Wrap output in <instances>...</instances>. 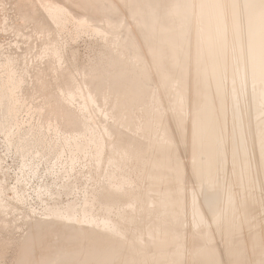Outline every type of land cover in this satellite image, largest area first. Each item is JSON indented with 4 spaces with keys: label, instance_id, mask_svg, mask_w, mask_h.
<instances>
[{
    "label": "bare ground",
    "instance_id": "1",
    "mask_svg": "<svg viewBox=\"0 0 264 264\" xmlns=\"http://www.w3.org/2000/svg\"><path fill=\"white\" fill-rule=\"evenodd\" d=\"M75 1L87 3L89 7L92 4L97 9L94 10V8V11H99V13L102 11V14L106 13L107 21L106 19L102 20L106 22L104 23L105 26L101 28L94 27V32L92 25V29L90 30L97 37L98 35H102L103 37L111 36L109 38L112 44L107 42V44L112 45L111 47H114L113 49L108 47V50H111V55L109 57L105 55L107 57L106 61L99 62L101 68H98L99 66H89L88 68L91 69H89L88 76L85 79L81 78L82 81L80 83L72 75L68 76L67 80L64 79L66 82L63 84L64 86L61 85L63 89L60 87L63 94L58 95L59 97L56 95L55 107L51 106L52 108H50L47 102L42 100V104L44 102V106L47 105L50 109H45V112L44 106L40 104L43 108L39 110L38 114L42 118V122L39 121L38 130L46 129L48 134L49 130L54 131V134L60 135L59 138L54 137L59 141H49L47 139L50 136L46 138L43 136L45 134L40 137L38 134V138H35L37 136L34 135V137L30 134L33 131L32 129L29 130V133L25 130L27 134H22L20 124H18L19 128L18 126L16 127L18 130L14 132L17 133L16 139L13 135L14 133L9 131L11 130L9 126L11 128L18 110H20L19 108L22 109L27 103L24 105L19 104V97L16 96L20 92V85L23 82L20 83L22 77L20 78L21 80L18 79L20 76L15 77V69L12 72L15 74L13 76L8 68L10 63L5 61L7 64L4 67L8 68V71L6 70L8 75L6 78L8 79L4 78L7 81L3 82V84L0 82V129L4 132L7 131L6 138L9 142L7 143V148L13 145L14 142H17V145L14 144L17 146V150H15L14 145L11 147L15 150V153L18 151L17 153L21 154L23 162V166L20 164L23 167H21L23 177L21 175L19 177L22 178L16 177L19 180H17L18 182L30 174L35 179L36 177H42L40 172H38L40 169L37 166V161L40 160L41 162L43 159L47 160L49 157H53L54 159H52L58 163L64 157V154H67V159L63 163L65 165L63 166L64 172L63 168L62 172L64 174L68 173L69 176L73 175L72 173L75 172L77 167L75 165L77 163H83L90 173L92 170L96 172L102 170V173L99 174V176L101 175L100 179L96 182L99 187L96 189L91 188V190H88L90 188L81 189L82 195L79 198L75 194L81 188L76 178L78 175L75 179L70 176V179H73L66 182L63 179L64 176L62 179L65 183L61 184V181L59 188L55 187L56 183L54 182L55 184H53V181L50 184L52 178L49 183H43L38 191L35 190L39 194L37 196L39 199V196L43 194H48L52 200L54 198L59 199L61 196L69 198L74 194L78 198H70L67 202L65 201L67 199H65L63 203L46 205L43 200L44 206L42 205V212H40L42 214L39 217L43 216L44 218L40 219L38 217L41 220L39 223L33 220L37 218L35 214L38 212L33 209L26 210L29 214H26L28 217L32 218L33 216L32 221L34 225L31 224L30 226L31 234L28 232V241L33 242V246H24L25 243H22V248L32 246L31 248L36 249L35 246L37 245L40 248V245L48 241L47 237L56 238L55 240L61 237L63 242L58 244L56 241L57 246L53 243V246L56 248L54 249L53 247L52 252L57 249L58 253L67 254V257L73 255L70 259L71 261L72 258H75L80 259V261L83 260L85 264H142L143 254L148 255L147 251H149L148 247L150 245L151 248L153 245L158 248L170 246L171 244L173 246L174 244L175 248L173 250H167L165 247V251H156L153 247L154 252L152 253L159 252L162 260L168 259L166 261H170V257L171 259L174 258L175 262L172 261L173 259L171 260L174 264L176 261L178 264H224V262L228 264L229 261L230 264L231 261L233 264H236L240 259H242L243 264L249 261L252 264H264V230L262 229L264 228V218L263 216L256 218L258 212L261 215L262 213L264 214V0H129L130 2L127 0L130 3V9H128L130 10V12L128 11L130 15L127 16L129 18L133 17L134 20L136 19V21L133 20L136 23L135 33L127 26L133 34L128 29H124L123 25L125 21H120L115 14L116 12H120L117 7H120L121 4L119 6L117 4L123 3L124 0L122 2L121 0L117 1L116 5L110 0ZM53 3L55 2L53 1ZM53 3H45L48 6L47 8L44 6V12L47 10L50 16L48 17L52 18L51 20H54L56 23L54 24L55 27L59 25L60 29V26L65 28L64 24L65 26L70 24L73 14H70V10H66V7L58 5L61 3L60 1L57 4ZM114 6L117 7L115 8ZM121 9L122 7L119 10ZM94 11L92 12L96 14ZM26 13L23 12V14ZM90 14L94 16L92 13ZM67 15L71 16L70 22L66 20L69 18L66 17ZM105 15L102 16L104 17ZM77 21H74L76 24L74 22V25L72 24V26L76 25L74 29L85 30L88 28L89 30L91 19L90 21L86 20L84 15V19L80 18ZM46 27L49 28L48 26ZM21 28L18 30H21ZM121 29L122 31L124 30L123 33L127 30L123 40L120 39ZM63 30H65L63 32L66 34L68 33L66 29ZM90 30L87 33H90ZM63 32L62 35L59 32L60 37L66 35ZM46 35L49 34L46 33ZM77 35L80 36L79 33ZM60 37L59 39H62ZM77 37L75 35V38ZM55 38L58 39V36ZM63 38L65 39L66 37L63 36ZM64 39L61 41L63 42ZM66 40L64 43H67ZM71 40L69 41L72 42L73 40ZM51 42L52 40L50 44ZM60 42H55V46L53 45V48L49 50L56 59H59L64 54L60 55L59 47L56 45ZM63 46H68V44H64ZM2 50L5 49L3 48ZM19 52L21 53V51ZM126 53L127 57H124ZM38 56L39 58L40 56L42 57V52ZM10 59L7 58L9 62ZM11 60V63L15 61ZM61 68L59 69L60 71H62ZM53 70L51 71L53 72ZM19 73L22 74L21 72ZM34 87L36 86L34 85ZM59 93L61 94V92ZM32 94H34L33 91ZM52 95L54 96V94ZM32 97H29V99H34ZM52 97L49 98L52 99ZM15 99L16 104L11 102ZM74 100H78V102L75 101L76 104L79 103L77 107L75 105L74 107L72 106L75 104ZM29 108L31 109V106ZM98 116L102 117L103 123L96 122V119L100 118ZM108 119L112 121V125H110L111 122L107 121ZM29 121L31 123V120ZM16 122L17 119L15 120ZM171 123L174 125V130L171 127ZM33 124L36 125L35 122ZM125 125L130 127L134 135L135 133H142L141 136H145L144 138H147L149 142L146 144V141L144 142L143 140V143L134 137V139L126 137L120 139L121 132H119V140L114 142L115 131L120 130ZM2 132L0 133L3 134L4 132ZM58 133H62V135ZM111 138L114 143L108 145L107 140ZM179 144L184 145L188 153V157L186 156V160L188 159L187 163H184L185 158L182 162L180 156H178ZM56 163L46 168L51 177L54 174L53 169L55 165L59 164ZM38 165L40 166V164ZM145 165L148 166L147 169ZM83 167L82 170L84 172L85 168L83 169ZM59 171L61 170L58 169L57 172L59 173ZM80 176H82V173ZM84 177L86 178V176ZM67 178L69 179L68 176ZM2 180L3 182L0 180L1 217L9 209L11 210V205H13L10 204L11 202L9 203L11 199L6 198L8 187L6 186L7 189L5 188L4 179ZM87 180H89L88 177ZM23 181L28 182L29 179L28 181L26 179ZM26 182L24 184L22 182L23 186ZM81 184L80 186L85 185V183ZM142 184L147 185H143V188L146 187V190L143 192L141 191L143 188L140 187ZM84 185L83 187H86ZM94 186L97 185L95 184ZM161 186L163 188H160ZM139 187L142 193H138L139 189L137 188ZM136 189L137 193L135 194L133 192ZM11 191L13 192L14 202L21 206L27 204L28 197L26 196V198L24 195L27 192L20 194V191L16 188L11 189ZM248 195L250 196L246 197ZM259 217L263 219L258 220L259 222H254V219H259ZM124 223L133 226L134 229L131 228L132 232L130 234H128L130 230L127 231V229L125 230V228L121 227ZM143 223H146V225L144 224L146 226V229L144 228L146 230L145 234L147 235H145L147 237H145V241L142 240L144 236L141 237L143 234H140L142 227L139 229ZM187 224L190 225V234L189 232L187 233L190 240L187 238V234H185ZM254 226H260L258 230L260 231L261 228L263 234H261L262 231L260 233L256 230L259 233L251 234L252 237L249 236L250 239L248 237L245 238L249 240L248 242L243 240V238L240 239V237L235 239V235H238L237 233H240L241 230L243 231V228L252 227V229L254 228L253 232H255ZM3 227L0 229H4ZM196 230L202 233L195 234ZM213 231L221 239L223 237L225 242L227 241V246L224 247L223 251H220L217 246L210 244L214 243L213 237H216ZM192 233H194L195 237L202 234L201 238L203 236L205 240H211L212 238L213 240L210 243L196 240L191 241L194 237ZM27 235L26 233V239ZM191 236L193 237L191 238ZM6 241L9 240L6 239ZM28 241L24 240V242ZM206 244L212 246H205ZM45 245L48 247L50 244L46 243ZM27 249L23 250L26 253L23 255L22 252L23 257L21 258L25 259V254L26 256L29 254L27 253ZM34 249L30 250L33 251ZM49 250L51 251V249ZM31 251L30 253H32ZM149 253L151 252L149 251ZM52 254L55 253H51V256ZM49 255H47V258L50 257ZM65 256H61V259L60 257L59 259L62 260ZM156 256L160 258L158 257V253ZM29 257L27 256L28 260L31 258ZM52 258H48L47 260L42 257L43 260H46V264H51L49 259L53 263L54 259ZM31 259H33L32 262L36 260L34 262H38V264L40 261L43 262V260L39 261V257L37 259L32 257ZM190 259H193L196 263L192 260V263H190ZM56 260L54 261L56 262ZM149 260L151 261L153 258ZM68 261L69 259L64 263L68 264ZM150 261H148L149 264ZM26 262L28 261H22L23 264H26ZM70 262L69 264H71ZM78 263L79 261L76 264ZM160 264H163V262ZM238 264L240 263L238 262Z\"/></svg>",
    "mask_w": 264,
    "mask_h": 264
},
{
    "label": "rangeland",
    "instance_id": "2",
    "mask_svg": "<svg viewBox=\"0 0 264 264\" xmlns=\"http://www.w3.org/2000/svg\"><path fill=\"white\" fill-rule=\"evenodd\" d=\"M7 1V2H6ZM10 1V2H9ZM19 1V2H18ZM53 1L57 4V2L59 3V1L62 3H60V4H58V5H61V6H63L64 8L66 7V10H70L69 11V13L70 14H73V17H71V18H73L74 19V21L76 22L77 20H80V18L81 19H84V15H85V19L86 20H88V21H90V19H91V21H90V26H89V30L90 29H92V25H93V31H94V27H96V28H101V27H104L105 26V24L104 23H106V22H104V21H102V20H105L106 19V16L107 15H105V14H102L101 12L99 13V11H94V10H97L92 4H90V7H89V4H84V3H82L81 1H78V2H76L75 0H47V2H50V3H53ZM110 1H112V2H114V4L116 5L118 2H119V0H110ZM118 1V2H117ZM123 0H121V2H122ZM129 1V0H128ZM127 0H124L123 1V3H118L117 4V6H119V4H121L120 5V7H117L118 8V11H120L119 13L118 12H116V10H115V14H116V17L118 18V19H120V21L122 20L123 22L125 21V24L124 25H126L127 23H128V25H126V26H124L123 25V27H124V29L126 28V29H128V31L129 32H131V34H133V32L132 31H134V33L136 32V23L134 22V21H136V19L134 20L133 19V17H131V18H129V16H127V15H130L129 13H128V11L130 12V10H128V9H130V1L128 2ZM4 2V3H3ZM22 2V3H21ZM27 2V3H26ZM36 3L35 5H34V3ZM40 2V3H39ZM42 2H45L46 4H47V2H46V0L44 1V0H37V1H33V0H0V44L2 45H0V52L2 51V53H0V78H1V80H0V82H1V84H3V82H6L5 81V79H8V78H6V76H8L7 75V71H8V68H9V70L11 71V73L13 72V70L14 71H16V76H15V74H13V76H15V77H18V76H20V77H18V79L19 80H21L20 78L22 77V80L20 81V83H21V87H20V94L18 93L16 96H18L19 97V104H21V105H24V104H26V105H24V107H22V109L21 108H19L20 110H18V113H17V116L15 117L16 119H17V124L15 123V120L16 119H14V122H12V124H11V128H10V126H9V129H11V130H9V131H11V132H16V130H18L16 127L18 126V128L20 127L18 124H20L21 125V130H22V134L24 133V134H27V133H29L30 131V129H32L33 131H31L30 132V134H32V136H37L38 134H39V137L40 136H42L43 134H45V135H43L44 137H46V138H48L49 136V138L47 139V140H49V141H59L58 139H56L57 137L59 138L60 137V135H58L57 136V134H54L55 132L54 131H51V130H49V134H48V131L46 130V129H41V131L40 130H38L39 129V127H38V125H39V121H41L42 122V118L39 116V110L41 109V108H43L41 105H45L44 104V102H47V105L48 106H50V108H52V107H55V102H56V99H57V97H59L60 95H62L63 93H62V91H61V88L63 89V87L61 86V85H63V84H65V82L66 81H64V79L65 80H67V77L68 76H70V75H72L73 77H74V79H76V81L77 82H81L82 81V79H85V77H87L88 76V74H89V69H91V68H88L89 66L90 67H98V68H101L100 67V64H99V62L100 63H102V62H104V61H106V59H107V57H109V55H111V50H108L109 48L110 49H113L114 47H111L112 45H110V44H107V42H109V43H111V36H108V37H106V36H104V37H106V38H104L102 35V37L100 36V35H98V37L96 36V35H93V34H95L94 32H92V30H90V33H87L89 30H88V28L87 29H85V30H82V29H74V27H76V25L75 26H72V24H73V19H72V21L70 22V17L67 15L66 17H69L68 19H66V20H69V22H70V24L68 25V26H65V24H64V27L65 28H63V26H60L61 27V29L59 28V25L57 26L56 25V27L58 28V30H57V28L55 27V25L54 24H56L55 23V21L54 20H51L52 18H49L50 16L48 15V13H47V10H46V12H44L45 11V7L47 8V6H46V4L45 3H43V4H45V5H43L42 4ZM65 2V3H64ZM68 2H69V4H68ZM117 2V3H116ZM6 3V4H5ZM7 3H9L8 5H7ZM14 3H15V5L17 4V6H15L14 5ZM55 3H53V4H55ZM64 3V4H63ZM72 3V4H71ZM79 3V4H78ZM82 3V4H81ZM22 4H23V6H22ZM25 4V5H24ZM32 4V5H31ZM40 4V5H39ZM49 4V3H48ZM122 4H123V6H122ZM129 4V5H128ZM11 7H10V6ZM28 5H29V7H28ZM38 5V6H37ZM41 5H43L42 7H40ZM75 5V6H74ZM81 5V6H80ZM91 5H92V7H91ZM20 6V7H19ZM31 6V7H30ZM45 6V7H44ZM125 6V8H123ZM27 7V8H26ZM34 7V8H33ZM43 7H44V9H43ZM87 9H86V8ZM115 7V6H114ZM113 7V8H114ZM115 7V8H116ZM122 7V9L124 10H119L120 8ZM71 8V9H70ZM76 8V9H75ZM95 8V9H94ZM114 8V9H115ZM10 9V10H9ZM11 9H12V11H11ZM14 9V10H13ZM19 9V10H18ZM24 9V10H23ZM37 9V10H36ZM73 9V10H72ZM94 11V12H96V14L95 13H93L92 11ZM94 9V10H93ZM75 10V11H74ZM80 10V11H79ZM83 10V11H82ZM85 10H87V11H85ZM4 11V12H3ZM8 11H10V12H8ZM20 11V12H19ZM31 11V12H30ZM33 11V12H32ZM82 11V12H81ZM86 13H85V12ZM12 12V13H11ZM15 12V13H14ZM23 12H27L26 14H23ZM78 12V13H77ZM99 14H98V13ZM7 13V14H6ZM11 13V14H10ZM18 13V14H17ZM20 13V14H19ZM34 13V14H33ZM38 13V14H37ZM68 12H67V14H69ZM90 13H92L94 16H92ZM123 13H124V15H123ZM30 14V15H29ZM87 14V15H86ZM89 14V15H88ZM100 14H102V15H105L104 17L102 16V15H100ZM120 14H122V16H120ZM2 15H3V17H2ZM33 15V16H32ZM34 15H36V16H34ZM83 15V16H82ZM19 16H20V18H19ZM28 16V17H27ZM49 16V17H48ZM82 16V17H81ZM92 18H91V17ZM43 17H44V20H46V21H44L43 20ZM76 17H78V19H76L75 20V18ZM90 19H89V18ZM95 17V18H94ZM120 17V18H119ZM124 17V18H123ZM126 17V18H125ZM3 18V19H2ZM13 18V19H12ZM39 18V19H38ZM103 18V19H102ZM123 18V19H122ZM128 18V19H127ZM11 19H12V21H11ZM22 21H21V20ZM36 20V22H35V20ZM96 19V20H95ZM101 19V20H100ZM127 19V20H126ZM40 20H41V22H40ZM43 20V21H42ZM51 20V21H50ZM65 20V21H66ZM134 20V21H133ZM11 21V22H10ZM96 21V22H95ZM106 21H107V19H106ZM130 23H129V22ZM4 22V23H3ZM45 22H46V24H48V25H46L45 24ZM67 22V21H66ZM74 22V24H76ZM78 22V21H77ZM94 22V23H93ZM122 22V23H123ZM6 23V24H5ZM10 23V24H9ZM17 23V24H16ZM34 23V24H33ZM100 23V24H99ZM135 25H134V24ZM45 24V25H44ZM68 24V23H67ZM66 24V25H67ZM73 24V25H74ZM132 26H131V25ZM11 25V26H10ZM71 25V26H70ZM130 25V26H129ZM5 26V27H4ZM17 26V27H16ZM20 26V27H19ZM39 26V27H38ZM46 26H48L49 28H47ZM69 26H70V28H69ZM130 27V29L132 30V31H130V29L128 28V27ZM8 27V28H7ZM22 27V28H21ZM25 27V28H24ZM30 27V28H29ZM41 27V28H40ZM51 27V28H50ZM123 27H122V29H123ZM135 27V28H134ZM4 28V29H3ZM7 28V29H6ZM21 28V30H18V29H20ZM27 28V29H26ZM28 28H29V30H28ZM37 28V29H36ZM44 28H46V29H44ZM56 28V29H55ZM95 28V29H96ZM133 28V29H132ZM3 29V30H2ZM9 29V30H8ZM23 29V30H22ZM26 29V30H25ZM43 31V33H42V31ZM51 29V30H50ZM59 29H60V31H59ZM63 29H66V32H68L67 34L65 33V32H63V31H65V30H63ZM73 29V30H72ZM122 29H121V31H122ZM135 29V30H134ZM6 30V31H5ZM8 30V31H7ZM40 30V31H39ZM62 30V31H61ZM81 30V32H79V31ZM11 31H12V33H11ZM14 31V32H13ZM19 31V32H18ZM38 31V32H37ZM48 31V32H47ZM50 31H51V33H50ZM56 31V32H55ZM75 31V32H74ZM82 31H84V33H82ZM86 31V32H85ZM124 31V30H123ZM123 31L122 32H120V39H122L123 40V38H125L124 36V34L127 32V30H125V33H123ZM2 32H3V34H2ZM17 34H16V33ZM61 33V35H62V32H63V34H66L67 36H69V37H67L66 35H63L64 37H66L65 39L63 38V36L62 37H60V33ZM72 32V34H70ZM5 33V34H4ZM27 33H28V35H27ZM33 33V34H32ZM43 35L42 37H41V35ZM45 33V34H44ZM46 33H48L49 35H46ZM79 33V35L80 36H78L77 34ZM85 33H87V34H85ZM93 33V34H92ZM123 33V35H121ZM13 34V35H12ZM24 34H26V35H24ZM30 34V35H29ZM38 36H36V35ZM68 34H70V35H68ZM76 35V37L77 38H75V35ZM12 35V36H11ZM51 35V36H50ZM56 35V36H55ZM71 35H73L74 36V38H73V36H72V38H70L71 37ZM53 36V37H52ZM58 36V39H59V37L60 38H62V39H59L60 41L61 40H63L64 39V41L66 40V42L67 43H64V41L62 42H60L58 39H56L55 37H57ZM84 36V37H83ZM95 36V37H94ZM101 38H100V37ZM123 36V37H122ZM18 37V39H16ZM47 37V38H46ZM82 37V38H81ZM110 37V38H109ZM20 38H22L21 40H20ZM25 38V39H24ZM30 38V39H29ZM41 38V39H40ZM45 38V39H44ZM55 38V39H54ZM69 38V39H68ZM103 38H104V40H103ZM109 40H108V39ZM28 41H27V40ZM38 39V40H37ZM73 41H72V40ZM100 39V40H99ZM105 39H106V42H105ZM20 40V41H19ZM31 40V41H30ZM41 40V41H40ZM52 40V42H51V44H50V41ZM56 40V41H55ZM69 40H71L72 42H70ZM76 40V41H75ZM104 42H103V41ZM34 41H35V43H34ZM39 41V42H38ZM70 43H69V42ZM75 41V42H74ZM3 42V43H2ZM18 42V43H17ZM28 42V43H27ZM33 42V43H32ZM49 45H47L46 43ZM49 42V43H48ZM55 42L56 43H58V42H60L59 44H56L57 45V47H59V50H60V55L61 54H63V55H61V57L59 58V59H56L55 57H54V55L52 54V52L51 51H49V50H51V48H53L52 46L54 45L55 46ZM16 43V44H15ZM23 43V44H22ZM34 45H32V44ZM40 43V44H39ZM42 43V44H41ZM61 43H64L65 45H67L68 44V46H63L62 47V45H64V44H61ZM74 43V44H73ZM27 44V45H26ZM44 44V45H43ZM103 44V45H102ZM105 44H107V45H105ZM112 44V43H111ZM12 45H13V47H12ZM25 45V46H24ZM42 45V46H41ZM50 45H51V47H50ZM61 45V46H60ZM110 45V46H109ZM40 46V47H39ZM44 46V47H43ZM46 46V47H45ZM107 46V47H106ZM8 47H10V48H8ZM39 49H38V48ZM49 47V48H48ZM100 47V48H99ZM109 47V48H108ZM5 49V50H2V49ZM16 48V49H15ZM8 49V51H6ZM10 49V50H9ZM43 49V50H42ZM46 49H48V50H46ZM62 49H64L63 50V52H62ZM41 50V51H40ZM95 50V51H94ZM102 50V51H101ZM105 50V51H104ZM107 50V51H106ZM3 51H4V53H3ZM12 51H14V52H12ZM19 51H21V53L19 52ZM25 51H27V52H25ZM93 51V52H92ZM19 52V53H18ZM25 52V53H24ZM40 52V53H39ZM41 52H42V57L40 56V58H39V56L38 55H41ZM43 52H44V54H43ZM48 52H49V54H48ZM102 52V53H101ZM109 52V53H108ZM11 53H13V54H11ZM46 53V54H45ZM98 53V55L99 54H101V55H96ZM37 54V55H36ZM2 55V56H1ZM7 55V56H6ZM12 55V56H11ZM26 55H27V57H26ZM35 55V56H34ZM44 55V56H43ZM53 55V56H52ZM107 57H106V56ZM127 55V53L126 54H124V57H127L126 56ZM93 56H95V57H93ZM101 56H102V58H101ZM10 57H11V59H13V60H15V61H13V63H11L12 62V60L10 59ZM43 57H44V59H43ZM47 57H49V58H47ZM66 57V58H65ZM72 57V58H71ZM106 57V58H105ZM7 58L8 59H10V62H9V60H7ZM18 58H21V59H19L18 60ZM27 58V59H26ZM38 58V59H37ZM47 58V59H46ZM52 58H54V59H52ZM68 58H70V59H68ZM23 59V60H22ZM24 59H26V60H24ZM40 59V60H39ZM43 59V60H42ZM61 59V60H60ZM64 59V60H63ZM103 61H102V60ZM105 59V60H104ZM125 59H127V58H125ZM18 60V61H17ZM21 60V61H20ZM39 60V61H38ZM101 60V61H100ZM5 61H8L7 63H10L9 65V67L7 68V67H4V66H6V62ZM41 61H42V63H41ZM44 61H46V62H44ZM56 63H55V62ZM60 61V62H59ZM72 61V62H71ZM81 61V62H80ZM94 61H96V62H94ZM5 62V63H4ZM37 62V63H36ZM47 62H49V63H47ZM59 62V63H58ZM88 62V63H87ZM92 62V63H91ZM16 63V64H15ZM24 63V65H22ZM32 63V64H31ZM46 63V64H45ZM5 64V65H4ZM17 66H15V65ZM20 64V65H19ZM25 64H26V66H25ZM38 64V65H37ZM39 64H41V65H39ZM54 64V65H53ZM57 64V65H56ZM70 66H69V65ZM93 66H92V65ZM96 64V65H95ZM13 65V66H12ZM33 65V66H32ZM43 65H44V68H43ZM58 65H60L59 66V68H58ZM62 65H63V67H62ZM82 65H84L83 67H82ZM86 65V66H85ZM20 66V67H19ZM37 66V67H36ZM39 66V67H38ZM42 66V67H41ZM50 66V67H49ZM75 66V67H74ZM2 67V68H1ZM4 67V68H3ZM12 67V68H11ZM14 67H16V68H14ZM47 67V68H46ZM49 67V68H48ZM62 67V68H61ZM7 68V69H6ZM11 68V69H10ZM23 69V70H21V69ZM25 68V69H24ZM27 68H28V70H27ZM46 68V69H45ZM55 69V70H53V69ZM61 68V70L62 71H60L59 69ZM83 68V69H82ZM5 69V70H4ZM50 69V70H49ZM66 69V70H65ZM68 69V70H67ZM7 70V71H6ZM36 70V71H35ZM51 70H53V72L51 71ZM72 70V71H71ZM75 70H77L76 72H75ZM85 70H87V71H85ZM23 71V72H22ZM42 71V72H41ZM48 71V72H47ZM55 71V72H54ZM63 71H65V72H63ZM80 73H79V72ZM84 71V72H83ZM4 72V73H3ZM19 72H21L22 74H20ZM39 72V73H38ZM51 72V73H50ZM63 72V73H62ZM67 72V73H66ZM71 72V73H70ZM73 72H75V73H73ZM79 73V75H78V73ZM88 72V73H87ZM25 73V74H24ZM46 73H48V74H46ZM60 73V74H59ZM73 73V74H72ZM77 73V74H76ZM86 73V74H85ZM17 74H19V75H17ZM31 74V75H30ZM33 74H34V76H33ZM76 74V75H75ZM3 76V78H2V76ZM27 77H26V76ZM39 75V76H38ZM43 75H44V77H43ZM75 75V76H74ZM79 77H78V76ZM83 75V76H82ZM33 76V77H32ZM48 76V77H47ZM56 77V78H55ZM64 77V78H63ZM79 79H78V78ZM5 78V79H4ZM28 78V79H27ZM37 78H39V79H37ZM53 78V79H52ZM82 78V79H81ZM24 79V80H23ZM35 80H37V81H35ZM25 82V83H24ZM33 82V83H32ZM39 82V83H38ZM36 83V84H35ZM55 83V84H54ZM60 83V84H59ZM24 84V85H23ZM39 84V85H38ZM45 86H44V85ZM48 84V85H47ZM34 85L36 86V87H34ZM41 85V86H40ZM57 85V86H56ZM59 86V87H58ZM64 86V85H63ZM33 87V88H32ZM42 87V88H41ZM47 87H48V89H47ZM61 87V88H60ZM9 88V87H8ZM36 88V89H35ZM56 88V89H55ZM58 88V89H57ZM10 89V88H9ZM22 89V90H21ZM26 91H25V90ZM53 90V91H52ZM56 90H58V91H56ZM32 91H33V93L34 94H32ZM49 91V92H48ZM50 91H52V92H50ZM22 92V93H21ZM30 92V93H29ZM47 92V93H46ZM56 92V93H55ZM59 92H61V94L59 93ZM40 93V94H39ZM49 93V94H48ZM59 93V94H58ZM22 94V96H20ZM30 94V95H29ZM46 94H48V95H46ZM52 94H54V96L52 95ZM36 97H35V96ZM53 97H52V96ZM56 95H57V97H56ZM59 95V96H58ZM31 96H33L34 97V99H29V97H31ZM32 97V98H33ZM49 97H52V99L51 98H49ZM54 97H56L55 99H54ZM21 99V100H20ZM27 99V100H26ZM42 100L44 101L43 102V104H42ZM47 100V101H46ZM14 101V102H13ZM13 101H11L12 103H15V101H16V99L15 100H13ZM21 101V102H20ZM27 101V102H26ZM29 101V102H28ZM32 101V102H31ZM39 101V102H38ZM78 102V100H74L73 102L75 103V104H71L73 107H74V105L77 107V105H79V103H77L76 104V102ZM34 102H35V104H34ZM41 102V103H40ZM51 102V103H50ZM23 103V104H22ZM16 104V103H15ZM18 104V105H19ZM31 104V105H30ZM41 104V105H40ZM31 106V109L29 108L30 106ZM39 105H40V107H39ZM46 105V106H47ZM28 106V107H27ZM34 106H35V108H34ZM46 106H44V111L46 112V110L47 109H50L48 106L46 107ZM52 106V107H51ZM18 107H20V106H18ZM25 107H27L26 109H25ZM37 107V108H36ZM46 107V108H45ZM24 109V110H23ZM28 109H30V110H28ZM32 109H34V110H32ZM38 109V110H37ZM46 109V110H45ZM75 109V108H74ZM35 110H37V111H35ZM30 113V114H29ZM21 114V115H20ZM23 114V115H22ZM38 114V115H37ZM19 115H20V117H19ZM29 115V116H28ZM37 116V117H36ZM39 117H40V120H39ZM98 117H100V116H98ZM97 117V118H98ZM19 118V119H18ZM33 119V120H32ZM99 119V120H98ZM98 119H96V122L97 123H99V122H102V117H100V118H98ZM19 120V121H18ZM29 120H31V123H30V121ZM36 120H37V122H36ZM110 119H108L107 121L108 122H111V124L110 125H112V121H109ZM36 123V125L35 124H33V123ZM40 122V123H41ZM15 123V124H14ZM24 125H23V124ZM30 123V124H29ZM38 123V124H37ZM103 123V122H102ZM28 126H27V125ZM172 124V123H171ZM173 125V124H172ZM171 125V127H172V129L174 130V125L172 126ZM31 126H33L32 128H31ZM35 126V127H34ZM27 128V129H26ZM34 128V129H33ZM119 128V127H118ZM117 128V129H118ZM13 129V130H12ZM2 129H0V132H2L1 131ZM28 131L27 133H26V131ZM121 130V131H120ZM118 129L117 131H115L116 132V134L114 133V135H115V137L113 138V140H114V142L115 141H117V140H119V138L120 139H124V137H126V138H129V139H137L138 141H142L143 142V140H144V142L146 141V144H147V142H149V140L147 141V138H144L145 136H141V134L142 133H139V134H137V133H135V135H134V132L130 129V127H127V125H125L124 127H121V129ZM127 131L128 132V134H127V132L125 133V131ZM25 131V132H24ZM43 131V132H42ZM4 132V131H3ZM2 132V133H3ZM6 132L7 131H5L3 134H1L0 133V165H1V167H0V180L3 182V180L2 179H4V185H5V188L7 189V187H8V193H6V198L8 199H11V200H9V203L10 204H13V205H11V210L9 209L8 211H10V212H8L7 211V215L5 214V215H2V217H1V215H0V226L1 227H3L4 229H0V264H17V263H19V264H23L22 263V261L23 260H27L28 262H26V264H33V262L34 261H36V260H34L33 262H32V260L33 259H31L32 257H35L36 259L39 257V261L40 260H43L42 259V257L44 258V259H47L48 260V258H52V257H54V258H52V259H54V260H56V262L53 260V263H55V264H67V263H64L66 260H68L69 259V261H68V264H69V262L71 261L70 259H71V257L73 256V255H71V256H69V257H67V254H63V253H58V250L56 249V250H53V252H52V248L54 247V249L56 248L55 246H53V243L57 246L59 243L61 244V242H63L62 240H61V237H59L57 240H55L56 238H51L50 236L49 237H47L48 238V241L47 242H45V243H43L42 245H40V248L39 247H37V246H39V245H37V246H35L36 247V249H34V248H31L32 246H33V242H30V241H28V238H29V233L31 232V224L32 225H34L33 224V221H32V219H33V216H32V218L31 217H28V211L30 210V209H33V210H35L36 212H38V213H40V212H42V208H43V206H44V201H45V205L46 204H52V203H63V201L65 200V199H67V200H65L66 202L68 201V200H70V198L72 199V198H78V196H79V198L81 197V195H82V192H81V189L83 190V189H87V188H90V189H88V190H91V188H98L99 187V185L96 183L97 182V180H99L100 179V176H99V174H101L102 173V170H100V171H98V172H96L95 170H92L91 171V173L89 172V169H87V167H85L84 165H83V163H77L76 165H75V167H76V169H75V172L74 173H72L73 175H70L71 177H74V179H75V177L78 179L77 181H79V187H81L80 188V190H77L76 191V195H78L77 197L75 196V194L73 195V196H70L69 198H66L65 196H61V197H59V199H61V200H59L58 198H54L53 200L52 199H50V197H49V195L47 196L46 194L44 195H41V196H39L40 197V199L37 197L39 194L36 192V191H38L39 190V188H40V186L41 185H43V183H49L50 182V180H51V178H52V180H51V183L50 184H52V181H53V184H55L56 183V185H55V187L56 188H59L60 187V185L61 184H63V183H65L67 180H71V179H73V178H71L70 179V176H69V174L68 173H63L64 172V168H63V166H65L63 163H64V161H66V159H67V154H64V157L61 159V161L60 162H58V163H56L55 162V160H53L54 158L53 157H49V159H43V160H41V162H40V160L39 161H37V163L38 164H40V166L37 164V166H38V168L40 169V170H38V172H40V175H42V177L40 176L39 178L38 177H36V179L34 178V177H32V175L30 174L29 176H27V177H25V179L28 181V179H29V181L28 182H26V181H23V180H25L24 178H23V180H21L20 182H18L19 180L16 178V177H19L20 175L23 177V175L21 174V172H22V169H21V167L23 166V162H22V158H21V154L20 153H15L14 151L15 150H17V142L15 143H13V145L14 144H16V145H14L15 147L14 148H16L15 150H13V148L11 147V146H13V145H11L9 148H7L8 147V144L7 143H9L8 142V140H7V138H6ZM33 132V133H32ZM119 132H121L122 134H120ZM133 132V134L131 135V133ZM12 133V134H13ZM35 133V134H34ZM42 133V134H41ZM47 133V134H46ZM16 134V135H15ZM41 134V135H40ZM58 134H61L62 135V133H58ZM119 134L121 135L120 137H119ZM124 134H126V136H124ZM137 134V135H136ZM14 135V137H15V139H16V136H17V133H14L13 134ZM55 135V136H54ZM134 135V136H133ZM34 136V137H35ZM118 136V137H117ZM123 136V137H122ZM128 136V137H127ZM54 137H56V138H54ZM134 137V138H133ZM142 137V138H141ZM4 138H6V139H4ZM35 138H38V136L37 137H35ZM53 138V139H52ZM116 138V139H115ZM118 138V139H117ZM144 138V139H143ZM6 140V141H5ZM111 140V141H110ZM113 140H112V138L111 139H109V140H107V142H108V145L109 144H111V143H114L113 142ZM110 142V143H109ZM143 142V143H144ZM7 144V145H6ZM10 145V144H9ZM181 145L182 144H179V148H178V156H180V159H181V161L183 162L184 160V158H185V161H184V163H187L188 162V159L186 160V156L188 157V153L186 152V150H185V146L184 145H182V147H183V149H182V147H181ZM7 148V149H6ZM9 150V151H8ZM181 151V152H180ZM187 155H186V154ZM182 157V158H181ZM19 158V159H18ZM53 158V159H52ZM65 159V160H64ZM20 160V161H19ZM49 160V161H48ZM40 162V163H39ZM47 162V163H46ZM50 162V163H49ZM53 162V163H52ZM42 163H44V164H42ZM54 163H56V164H58V165H55V168L53 169L54 171V174L52 175V177L50 176V174L48 173L49 171H48V169H46L47 167H51ZM22 166H21V165ZM60 166V168H58ZM83 167V169H84V172H83V170H82V167ZM3 167V168H2ZM57 167V168H56ZM147 165H145V168L147 169ZM23 168V167H22ZM62 168H63V172H62ZM79 168H80V170H79ZM45 169V170H44ZM58 169L59 170H61V171H59V173L57 172L58 171ZM47 171V172H46ZM85 171H86V173H85ZM93 171H94V173H93ZM61 172V173H60ZM96 172V173H95ZM6 173V174H5ZM45 173V174H44ZM82 173V176H80V174ZM84 173V174H83ZM6 176H5V175ZM39 174V173H38ZM59 174V175H58ZM61 174H63V175H61ZM76 174V175H75ZM91 174V175H90ZM97 175V177H96V175ZM44 175V176H43ZM57 177H56V176ZM89 175V176H88ZM92 175H94V176H92ZM37 176H39V175H37ZM48 176V177H47ZM55 176V177H54ZM65 176V177H64ZM67 176L69 177V179L67 178ZM84 176H86V178L84 177ZM3 177V178H2ZM22 177H19V178H22ZM44 177V178H43ZM55 179H54V178ZM64 177V178H63ZM79 177H80V179H79ZM87 177H88V179L89 180H87ZM94 177V178H96V179H92V178ZM99 177V178H98ZM6 178V179H5ZM41 178V180H39ZM43 178V179H42ZM45 178H47V179H45ZM57 178V179H56ZM64 179V181H63V179ZM85 178V179H84ZM45 179V180H44ZM60 181H59V180ZM83 179V180H82ZM18 180V181H17ZM55 180H58V181H55ZM87 181V183H86V181ZM94 180V181H93ZM32 181V182H31ZM45 181V182H44ZM62 181V182H61ZM82 181H84V182H82ZM17 182V183H16ZM22 182H23V184L26 182V184L23 186V184H22ZM55 182V183H54ZM60 182H61V184H60ZM41 183V184H40ZM83 183H85V185H86V187H83V185L82 184ZM90 183V184H89ZM19 184V185H18ZM21 184V185H20ZM38 184H39V186H38ZM80 184L82 185V186H80ZM91 184H92V187H91ZM97 185V186H94V185ZM29 185V186H28ZM84 185V186H85ZM89 185V186H88ZM143 185L144 186H147L146 184H142L140 187L141 188H143ZM7 186V187H6ZM37 186H38V188H37ZM88 186V187H87ZM23 187H25V188H23ZM34 189H33V188ZM137 188V189H139L138 190V193H142L143 191H145L146 190V187H144L143 188V190L141 189V188ZM10 188V189H9ZM13 188L15 189H17V190H19L20 191V194L21 193H24V192H27V193H24V195H25V197L27 198V200H28V202H27V204L25 205V206H21V205H18L16 202H14V199H13V192L11 191V189L13 190ZM27 188H28V190H27ZM36 188V189H35ZM160 188H163V186H161ZM23 189V190H22ZM137 189L133 192V193H137ZM140 189H141V191L142 192H140ZM10 190V191H9ZM21 190H22V192H21ZM27 190V191H26ZM33 190H34V192H33ZM36 190V191H35ZM37 193V195H35ZM80 193V194H79ZM10 194V195H9ZM27 194V195H26ZM12 195V196H11ZM29 195V196H28ZM253 195V194H252ZM10 196H11V198H10ZM250 195H248V196H246V197H249ZM36 197V198H35ZM30 198V199H29ZM44 198V199H43ZM48 199V200H46V199ZM57 199H58V201H57ZM43 202V204H42V202ZM44 200V201H43ZM52 200V201H51ZM40 201V202H39ZM46 201H47V203H46ZM60 201V202H59ZM64 201V202H65ZM16 204V205H15ZM43 205V206H42ZM14 206V207H13ZM13 207V208H12ZM18 208V209H17ZM26 208V209H25ZM21 209V210H20ZM15 210V211H14ZM19 210V211H18ZM26 210H28L27 212H26ZM14 211V212H13ZM16 211H17V213H16ZM22 212V214H20V213ZM23 212H26V213H23ZM15 213V214H14ZM38 213H36L35 214V216L37 217H34V218H36V219H33V220H35V222L37 223H39V221H41L40 219L43 217H39V216H41V214L42 213H40V214H38ZM259 213L260 212H258L257 214V217L256 218H258V216H263V218H264V214L262 213V215H261V213H260V215H259ZM26 214H28V215H26ZM9 215V216H8ZM24 215H26V216H24ZM38 215V216H37ZM8 218H7V217ZM23 216V217H22ZM38 217L40 218V219H38ZM6 218L7 219V221H6V219H5V221H4V219ZM44 218V217H43ZM42 218V219H43ZM263 218H260L259 217V219H254V222L255 221H258V220H260V219H263ZM1 219H3V220H1ZM12 219V220H11ZM38 219V220H37ZM19 220V221H18ZM25 220V221H24ZM29 220V221H28ZM15 221H16V223H15ZM18 221V222H17ZM20 221H22V222H20ZM24 221V222H23ZM28 221V222H27ZM9 222V223H8ZM14 222V223H13ZM29 222H30V224H29ZM32 222V223H31ZM259 222V221H258ZM12 223V224H11ZM36 223H35V225H36ZM15 224H17V225H15ZM22 224V225H21ZM23 224H24V226H23ZM27 224V225H26ZM144 224L146 225V223H143L140 227H139V229L142 227V229H140L141 230V237H143L144 239H142L143 241H145V239L147 238L146 236V234H145V232H146V230H144V228L146 227V226H144ZM15 225V226H14ZM125 225H126V227H125ZM17 226V227H16ZM20 226V227H19ZM127 226H128V228H127ZM0 227V228H1ZM8 229H7V228ZM16 227V228H15ZM24 227V228H23ZM122 228H125V230L127 229V231L128 230H130V231H128L129 233L128 234H130L132 231H131V228H133V226H129V225H127V224H122V226H121ZM188 227H189V231H188ZM255 227V232H253L254 230V228L252 229V227H250V228H243V231L241 230L240 231V233H237L238 235H235V239H238L239 237H240V239H242L243 238V240H245V241H249L248 239H250V237L249 236H251V234L253 235L254 233H257L259 230H258V227H260V226H254ZM262 227V226H261ZM263 227H264V225H263ZM13 228V229H12ZM19 228V229H18ZM84 228V227H83ZM15 229V230H14ZM24 229V230H23ZM85 229H87V228H85ZM134 229V228H133ZM132 229V230H133ZM146 229V228H145ZM199 229V228H198ZM246 229V230H245ZM249 229V230H248ZM250 229H252V230H250ZM263 230H264V228H262ZM261 228H260V233H261V231H262V233L261 234H263V230H262ZM2 230V231H1ZM5 230V231H4ZM18 230V231H17ZM28 230V231H27ZM30 230V231H29ZM185 234H187L188 232H189V234H190V225H186V228H185ZM245 230V231H244ZM249 232H248V231ZM256 230H258V231H256ZM197 232L195 233V234H200V233H202V232H200L199 233V230H196ZM200 231H202V230H200ZM7 232V233H6ZM12 232V233H11ZM29 232V233H28ZM143 232V233H142ZM195 232V231H194ZM253 232V233H252ZM258 232V233H259ZM11 233V234H10ZM18 233H19V235H18ZM25 233V234H24ZM26 233L28 234L27 235V239H26ZM216 232H214L213 231V234L214 235H216V237L214 236L213 238H214V240L215 239H217V240H213V238L210 240V239H204L203 238V236H202V238H201V235H198V237H195V235H194V233H192V235H194V237L193 236H191V238L193 237V239H191V241H193V240H196V241H202V242H204V243H206V242H208V243H210V241L212 242V240H213V242L214 243H210V244H212L213 246H217L218 248H219V250L220 251H223L224 250V247H226L227 246V244H226V242H225V239L222 237V239L220 238V236H217V233L215 234ZM31 234V233H30ZM189 234H187V238L189 237ZM240 234H242V235H240ZM146 235V236H145ZM13 236V237H12ZM197 236V235H196ZM245 236V237H244ZM17 237V238H16ZM21 237H23V238H21ZM146 237V238H145ZM248 237V239H245V238H247ZM252 237V236H251ZM15 238V239H14ZM25 238V239H24ZM50 238V239H49ZM186 238V239H187ZM195 238V239H194ZM2 239V240H1ZM4 239V240H3ZM6 239L7 240H9V241H6ZM18 239V240H17ZM22 239H24L25 241H28V242H24V240H22ZM52 239V240H51ZM189 239V238H188ZM187 239V240H188ZM203 239V240H202ZM220 239V240H219ZM12 240H14V241H12ZM20 240V241H19ZM54 240V241H53ZM190 240V239H189ZM188 240V241H189ZM209 240V241H208ZM4 241V242H3ZM19 241V242H18ZM52 241V242H51ZM58 242V244H57V242ZM196 241H194V242H196ZM223 241H224V243H223ZM49 242V243H48ZM219 242V243H218ZM13 243H15V244H13ZM22 243H25V245L24 246H26V245H32V246H30V247H25L26 249L28 248H30L31 250L32 249H34L33 251H31L30 249L28 250L27 249V253H29L27 256L30 258L29 260H28V258H27V256H26V254H25V257L27 258H25V259H23V258H21V257H23L22 256V252H23V250H26L25 248H22L23 247V244ZM28 243V244H27ZM31 243V244H30ZM50 244L51 245V243H52V245L49 247H47V245H45V244ZM203 243V244H204ZM19 244V245H18ZM22 244V245H21ZM210 244H206L205 246H208V247H211L210 246ZM226 244V245H225ZM44 246H46V247H44ZM169 248H168V247ZM167 246H165L166 248H167V250H173L174 248H175V246H174V244H173V246H172V244L169 246V245H167ZM172 246V247H171ZM21 247V248H20ZM153 247H154V249L156 250V251H163L164 249H165V247H156V246H152V248H151V245L148 247V249H149V251L151 252V253H149V251H147L148 253V255H146L144 252V257L145 256H148V257H143V262H142V264L143 263H147V264H149L148 263V261H150L149 259H152L153 258V260H151L150 261V264H160V263H162L163 262V264H166V262H167V264H170L172 261H174L175 262V260H174V258H172L171 259V257H170V261H166V260H168L167 258H163L164 260H162V256L160 257V253L159 252H155V253H152V252H154V249H153ZM171 247V248H170ZM10 248V249H9ZM39 248V249H38ZM41 248H43V249H41ZM151 248V249H150ZM163 248V249H162ZM49 249H51V251L49 250ZM153 249V250H152ZM22 250V251H21ZM37 250V251H36ZM40 250V251H39ZM49 250V251H48ZM166 250V251H167ZM30 251L32 252V253H34V254H32V253H30ZM43 251V252H42ZM48 251V252H47ZM145 251V252H146ZM165 251V250H164ZM36 252V253H35ZM46 252V253H45ZM15 253V254H14ZM24 253H26V251H24L23 252V255H24ZM43 253V254H42ZM47 253H49V254H47ZM51 253H58V254H52V256H51ZM157 253H158V257H160V258H157ZM19 254H21V255H19ZM47 254V255H49L50 257H48L47 258V255L45 256V255ZM61 254H63V255H61ZM72 254V253H71ZM152 254H154V255H152ZM156 254V255H155ZM1 255H3V256H1ZM34 255V256H33ZM42 255H44V256H42ZM54 255V256H53ZM59 255V256H58ZM66 255V256H65ZM154 256L155 257V259H154V257H152V256ZM15 256V257H14ZM42 256V257H41ZM61 256H65V257H63L62 258V260H60L61 259ZM46 257V258H45ZM58 257V258H57ZM59 257H60V259H59ZM83 257V256H82ZM23 259V260H21V259ZM64 258H65V261L63 262V260H64ZM68 258V259H67ZM81 258V257H80ZM169 258V257H168ZM59 259V260H58ZM81 259H83V258H81ZM159 261H158V260ZM3 260H4V262H3ZM21 260V261H20ZM51 259H49V262L51 263V264H53L52 263V260L50 261ZM146 260V261H145ZM156 260H157V262H156ZM172 260V261H171ZM191 260L194 262V260L193 259H190L189 260V262L190 263H192L191 262ZM196 260V259H195ZM231 260V259H230ZM242 259H240V261H238L240 264H243V262L241 261ZM16 261V262H15ZM18 261H20V262H18ZM45 261L46 260H43V262H41L40 261V263L41 264H46L45 263ZM60 263H59V262ZM74 263H73V262ZM72 261L70 262L71 264H76L77 263V261H79V263L78 264H85V262L83 261V260H81L80 261V259H73L72 258ZM166 261V262H165ZM15 262V263H14ZM48 262V261H47ZM160 262V263H159ZM174 262H172L173 264H174ZM238 262L236 263V264H238ZM35 263H37L38 264V262H34V264ZM39 263V264H40ZM171 263V264H172ZM194 263H196V261L194 262ZM25 264V263H24ZM49 264V263H48ZM175 264H178L177 263V261H176V263ZM224 264H225V262H224ZM228 264H230V261H229V263ZM231 264H233L232 263V261H231ZM245 264H252L250 261L249 262H246Z\"/></svg>",
    "mask_w": 264,
    "mask_h": 264
}]
</instances>
